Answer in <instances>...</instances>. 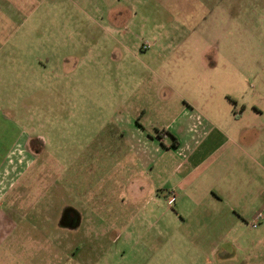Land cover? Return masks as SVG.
I'll use <instances>...</instances> for the list:
<instances>
[{
    "label": "rangeland",
    "instance_id": "obj_1",
    "mask_svg": "<svg viewBox=\"0 0 264 264\" xmlns=\"http://www.w3.org/2000/svg\"><path fill=\"white\" fill-rule=\"evenodd\" d=\"M224 97L246 112L221 137L262 136L264 0H0V264H264L175 254L200 212L172 192L202 160L176 145L221 138L192 127Z\"/></svg>",
    "mask_w": 264,
    "mask_h": 264
},
{
    "label": "crops",
    "instance_id": "obj_2",
    "mask_svg": "<svg viewBox=\"0 0 264 264\" xmlns=\"http://www.w3.org/2000/svg\"><path fill=\"white\" fill-rule=\"evenodd\" d=\"M201 96L205 100L216 98L215 93H202ZM222 99L224 106L221 111L225 112V118L219 121L215 117L217 108L204 109L200 116L194 119L192 131L204 134L207 127H213L221 137L224 136L221 131L225 128L223 123L226 120L235 121L242 118L246 112L245 106L239 112L238 106L234 109L233 103L230 106L226 97ZM206 102L204 106H208ZM189 107L196 110L197 106ZM208 110L214 116H210ZM259 134L257 138L245 141L228 135L225 139L221 137L215 141L206 140L199 145L200 140L195 135L192 149L189 147L190 143L178 140L177 150L182 151L184 148V155L192 152L202 160L198 163V158L194 171L186 174L184 182L190 181L189 185L184 183V190L178 187L177 192H172L176 203L183 195L182 201L187 200L194 211L200 212L195 214V233L184 238L187 243L194 244L193 250L175 254H264V219L260 221L257 229L251 227L258 215H264V186L253 190L243 186L246 180L257 181L258 178L257 168L253 175L248 172L250 169L247 159L256 161L264 156V144H261L264 131L262 136ZM194 146H197V149ZM198 169L203 170L197 172ZM182 182L183 180L179 184ZM204 182H207L206 187H203ZM5 196L6 193L0 194V204ZM251 231L258 233L250 235Z\"/></svg>",
    "mask_w": 264,
    "mask_h": 264
},
{
    "label": "flooded vegetation",
    "instance_id": "obj_3",
    "mask_svg": "<svg viewBox=\"0 0 264 264\" xmlns=\"http://www.w3.org/2000/svg\"><path fill=\"white\" fill-rule=\"evenodd\" d=\"M39 141V140H38ZM35 144V142L33 143V145ZM27 145H28V143H27ZM33 145H31V142H30V144H29V146H33ZM34 146H36V145H34ZM38 146V145H37ZM37 152H38V150L35 152L36 154H37ZM57 210H58V207H55V208H52V215H51V217L53 218L54 217V215H57ZM62 210V209H61ZM64 212H65V215H66V217H67V219L68 220H70L69 221V225H72V224H74V223H76L79 219H78V215L77 214H75L73 211H70V210H64ZM59 221V220H58Z\"/></svg>",
    "mask_w": 264,
    "mask_h": 264
},
{
    "label": "built area",
    "instance_id": "obj_4",
    "mask_svg": "<svg viewBox=\"0 0 264 264\" xmlns=\"http://www.w3.org/2000/svg\"><path fill=\"white\" fill-rule=\"evenodd\" d=\"M147 47L149 48L150 45H147ZM262 219H264V215H263V214L258 215L257 219L251 223V227H252L253 229H257L258 226H259V223H260V221H261Z\"/></svg>",
    "mask_w": 264,
    "mask_h": 264
}]
</instances>
